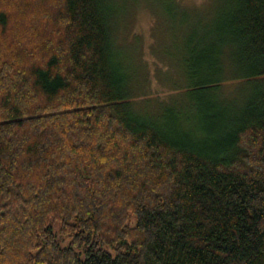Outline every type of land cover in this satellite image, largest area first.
Wrapping results in <instances>:
<instances>
[{"label":"trees","instance_id":"1","mask_svg":"<svg viewBox=\"0 0 264 264\" xmlns=\"http://www.w3.org/2000/svg\"><path fill=\"white\" fill-rule=\"evenodd\" d=\"M137 1L0 0V264H264V0L154 1L188 98L151 108Z\"/></svg>","mask_w":264,"mask_h":264},{"label":"rangeland","instance_id":"2","mask_svg":"<svg viewBox=\"0 0 264 264\" xmlns=\"http://www.w3.org/2000/svg\"><path fill=\"white\" fill-rule=\"evenodd\" d=\"M154 1L156 2V0H139L132 3L129 11L123 13L119 24V42L132 47L137 44L136 55L144 66L142 73L139 74V84L142 86L140 95L147 97L143 100L146 101L143 105L149 108L153 105L161 106L158 103L159 99L164 100L163 102L168 105L180 98H188L185 94L186 91L188 92L185 87L186 81L178 72L176 62L172 63L160 54L161 48H165V52L175 49L174 41L169 40V37L172 38L170 31L174 30V27L166 17L169 11H157ZM181 2L189 7L205 8L210 0H181ZM135 38L138 39L137 43L134 41ZM254 86V82L247 80L227 81L215 91V95L220 101L240 103Z\"/></svg>","mask_w":264,"mask_h":264}]
</instances>
